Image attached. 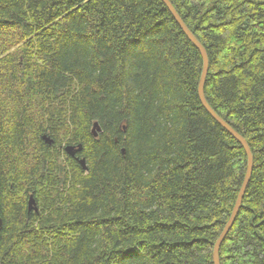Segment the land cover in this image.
Masks as SVG:
<instances>
[{
	"label": "trees",
	"instance_id": "obj_1",
	"mask_svg": "<svg viewBox=\"0 0 264 264\" xmlns=\"http://www.w3.org/2000/svg\"><path fill=\"white\" fill-rule=\"evenodd\" d=\"M169 1L253 154L220 264H264V0ZM202 70L162 0H0V264H214L248 157Z\"/></svg>",
	"mask_w": 264,
	"mask_h": 264
},
{
	"label": "water",
	"instance_id": "obj_2",
	"mask_svg": "<svg viewBox=\"0 0 264 264\" xmlns=\"http://www.w3.org/2000/svg\"><path fill=\"white\" fill-rule=\"evenodd\" d=\"M162 2L166 5V7L170 11V13L172 14L174 19L176 20V22L180 26V28L182 29L184 34L197 47V49L199 50V52H200V54L202 56L203 70H202L201 80H200V83H199L198 94H199V98L201 100V103H202L203 107L206 109V111L211 115V117L215 121H217L229 134H231L237 141L240 142V144L245 149L247 157H248L247 173H246L242 188H241V190L239 192V195L237 197L233 212H232L231 217H230L229 221L227 222L224 230L222 231L221 235L219 236V238H218V240H217V242L215 243V246H214V256H213L214 257V264H220V250H221V247H222L223 243L225 242L228 234L232 230V228H233V226L235 224V221H236V219H237V217L239 215V212H240V209H241V206H242V202H243V198L245 196V193L247 191V188H248V185H249V182H250V179H251L252 170H253V154H252L251 148H250L249 144L247 143V141L240 134H238L226 121H224L211 108V106L209 105V103L206 100V97H205V82H206L208 69H209V57H208L207 51L202 46V44L198 41V39L194 36V34L189 30V28L186 26L185 22L183 21L181 16L178 14V12L176 11V9L172 5V3L169 0H162ZM99 133H101V127H100L99 123L96 122L94 124V126H93L92 134H93L94 137H98ZM43 139L48 145H51L53 143V140L50 137L44 136ZM82 151H83V146L82 145H79V146H67L65 148V152L70 157L76 158V160L82 166V168L85 171H87L88 167H87L86 159L85 158H77L76 157L77 155L81 154ZM28 205H29V210L30 211H32V209H34V207L36 206V201L34 200L33 197L30 198ZM1 227H2V219L0 218V229H1Z\"/></svg>",
	"mask_w": 264,
	"mask_h": 264
},
{
	"label": "flooded vegetation",
	"instance_id": "obj_3",
	"mask_svg": "<svg viewBox=\"0 0 264 264\" xmlns=\"http://www.w3.org/2000/svg\"><path fill=\"white\" fill-rule=\"evenodd\" d=\"M54 144V142L51 144V145H49V146H52ZM78 157H81L80 155H78ZM73 160H76V158H72ZM77 161V160H76ZM31 197H33V196H30L29 197V200H30V198ZM34 198V197H33ZM29 200H28V204H29ZM34 200H35V198H34ZM27 204V206H28V210H29V205ZM36 208V209H35ZM39 208H38V205H37V203H36V206L34 207V209H32V211H30L29 210V212H36V213H39Z\"/></svg>",
	"mask_w": 264,
	"mask_h": 264
},
{
	"label": "bare ground",
	"instance_id": "obj_4",
	"mask_svg": "<svg viewBox=\"0 0 264 264\" xmlns=\"http://www.w3.org/2000/svg\"><path fill=\"white\" fill-rule=\"evenodd\" d=\"M168 12H169V10H168ZM193 44V43H192ZM198 88V87H197ZM215 110V109H214ZM229 124V123H228ZM245 150V149H244ZM77 158H81V157H78V155L76 156ZM72 158V157H71ZM76 161V160H75ZM70 162V161H69ZM78 162V161H77ZM73 164H74V162H73ZM247 169V168H246Z\"/></svg>",
	"mask_w": 264,
	"mask_h": 264
},
{
	"label": "rangeland",
	"instance_id": "obj_5",
	"mask_svg": "<svg viewBox=\"0 0 264 264\" xmlns=\"http://www.w3.org/2000/svg\"><path fill=\"white\" fill-rule=\"evenodd\" d=\"M66 153V152H65Z\"/></svg>",
	"mask_w": 264,
	"mask_h": 264
}]
</instances>
